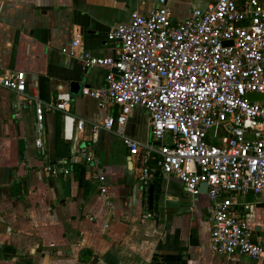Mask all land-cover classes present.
<instances>
[{
    "label": "crops",
    "instance_id": "obj_1",
    "mask_svg": "<svg viewBox=\"0 0 264 264\" xmlns=\"http://www.w3.org/2000/svg\"><path fill=\"white\" fill-rule=\"evenodd\" d=\"M159 2L0 0V68L24 71L27 95L46 104L70 93V112L87 122L83 133L75 130L66 139L64 113L47 110L40 150L34 107L0 88V264H264V259L213 254L209 198L189 195L176 177H157L160 190L150 211L154 183L140 186L141 161L114 134L93 139L92 124L119 110L99 107L82 89L103 86L112 70L86 71L62 49L80 30L86 51L116 57L119 46L107 40L111 28L129 23L134 11L148 14ZM215 2L168 0L174 22ZM74 85L80 87L75 94ZM126 132L142 145L152 142L145 109L133 112ZM83 151L92 152L93 161L87 162ZM49 166L55 175H48ZM103 183L109 186L107 196L100 193ZM251 199L247 220L264 246V203Z\"/></svg>",
    "mask_w": 264,
    "mask_h": 264
},
{
    "label": "built area",
    "instance_id": "obj_2",
    "mask_svg": "<svg viewBox=\"0 0 264 264\" xmlns=\"http://www.w3.org/2000/svg\"><path fill=\"white\" fill-rule=\"evenodd\" d=\"M107 40L119 46L116 57L86 51L80 30L62 49L86 71L112 70L103 86L82 89L99 107L119 110L92 124L93 139L102 132L120 138L141 161L138 181L145 189L159 175L176 177L193 197L202 195L207 184L211 252L236 261L264 259V246L247 220L251 204L241 200L264 203V100L249 99L264 96V0H216L181 22L173 21L168 0H160L148 14L134 11L129 23L111 28ZM26 79L24 71L0 68V88L36 111L40 150L47 110L64 113L66 139L75 130L85 131L87 122L70 112V93L59 94L55 105L46 104L27 95ZM137 108L149 114L153 140L147 145L126 132ZM82 155L93 161L92 152ZM47 172L56 174L52 166ZM99 180L105 182L103 176ZM108 188L103 183L101 195L107 196Z\"/></svg>",
    "mask_w": 264,
    "mask_h": 264
},
{
    "label": "water",
    "instance_id": "obj_3",
    "mask_svg": "<svg viewBox=\"0 0 264 264\" xmlns=\"http://www.w3.org/2000/svg\"><path fill=\"white\" fill-rule=\"evenodd\" d=\"M226 45H232V43H226ZM115 73L117 75H121L120 72H118L117 70H115ZM80 87L79 86H73L72 88V93L75 94V93H78ZM82 89V88H81ZM249 99L251 101H260V100H264V96L263 95H259V94H253V95H250ZM207 190H208V186L207 184H203L201 186V191L203 192V194H206L207 193ZM154 208V186H151L150 187V190H149V210L152 211ZM260 228H258L259 230ZM95 264L97 263V261L94 262Z\"/></svg>",
    "mask_w": 264,
    "mask_h": 264
},
{
    "label": "trees",
    "instance_id": "obj_4",
    "mask_svg": "<svg viewBox=\"0 0 264 264\" xmlns=\"http://www.w3.org/2000/svg\"><path fill=\"white\" fill-rule=\"evenodd\" d=\"M154 187H155V197L154 199H157L158 198V193H159V190H160V181H158L157 179L155 180L154 182Z\"/></svg>",
    "mask_w": 264,
    "mask_h": 264
},
{
    "label": "rangeland",
    "instance_id": "obj_5",
    "mask_svg": "<svg viewBox=\"0 0 264 264\" xmlns=\"http://www.w3.org/2000/svg\"><path fill=\"white\" fill-rule=\"evenodd\" d=\"M144 130V129H143ZM169 139V137H167L166 138V140H168ZM241 200L243 201V202H252L253 200L251 199V198H241ZM249 222V221H248ZM262 237H263V240H264V236L262 235Z\"/></svg>",
    "mask_w": 264,
    "mask_h": 264
}]
</instances>
